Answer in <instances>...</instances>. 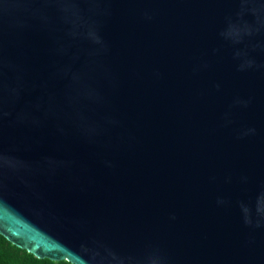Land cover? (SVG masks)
<instances>
[{
    "label": "water",
    "instance_id": "obj_1",
    "mask_svg": "<svg viewBox=\"0 0 264 264\" xmlns=\"http://www.w3.org/2000/svg\"><path fill=\"white\" fill-rule=\"evenodd\" d=\"M0 234L264 264V0H0Z\"/></svg>",
    "mask_w": 264,
    "mask_h": 264
},
{
    "label": "trees",
    "instance_id": "obj_2",
    "mask_svg": "<svg viewBox=\"0 0 264 264\" xmlns=\"http://www.w3.org/2000/svg\"><path fill=\"white\" fill-rule=\"evenodd\" d=\"M0 264H72L68 261L54 262L39 259L27 250L21 249L0 234Z\"/></svg>",
    "mask_w": 264,
    "mask_h": 264
},
{
    "label": "snow or ice",
    "instance_id": "obj_3",
    "mask_svg": "<svg viewBox=\"0 0 264 264\" xmlns=\"http://www.w3.org/2000/svg\"><path fill=\"white\" fill-rule=\"evenodd\" d=\"M13 242L15 243L16 241H15V240H13ZM18 246H20V247H24V245H23V244H18Z\"/></svg>",
    "mask_w": 264,
    "mask_h": 264
}]
</instances>
